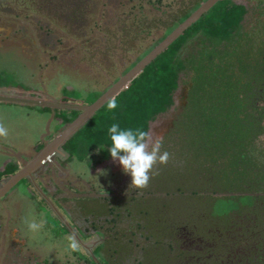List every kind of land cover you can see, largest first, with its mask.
I'll return each instance as SVG.
<instances>
[{"label": "trees", "instance_id": "obj_1", "mask_svg": "<svg viewBox=\"0 0 264 264\" xmlns=\"http://www.w3.org/2000/svg\"><path fill=\"white\" fill-rule=\"evenodd\" d=\"M205 1H187L190 8L184 7L174 16L164 37ZM258 1L264 7V0ZM244 12L245 7L234 0H219L114 98L117 103L114 110H108L109 101L98 110L62 146L68 155L65 161L70 172L90 178V182L97 177L89 173L87 178V169L90 171L92 164L89 151L100 148L109 153L108 129L113 123H118L121 129L147 131L151 118L170 108L181 70V82L189 88L187 102L169 133L172 142L165 145L163 141L161 151H168L170 159L167 169L154 170L157 180H173L168 183L173 188L165 191L169 192L166 196L202 199L213 215H219L224 221L234 220L238 214H253L245 210L256 205L264 193V143L261 142L264 136V11L248 29L242 27ZM125 44L122 43L124 52L132 58L130 54L136 49ZM157 44L131 60L124 74ZM65 75V82L73 80L69 84L75 86L77 79ZM102 90L104 87L91 92L90 96L95 95L91 103L105 92ZM18 105H22L21 114L30 117L40 115L39 111L44 118L41 127L35 130L39 136L35 142L24 140L20 146L10 142L13 147L0 139V162H4V156L16 161L6 169V174L19 170L21 155H28L34 149L33 156L44 146L42 136L54 138L78 113L52 106ZM54 115L63 116L66 123L50 119ZM20 184L27 185L29 181L23 179ZM86 198L90 197L80 199ZM257 217L256 226L261 227V218ZM144 225L149 227L147 223ZM156 225L160 227L156 231L160 237L183 231L176 218L169 222L159 219ZM111 241L106 239L99 250L108 252ZM145 250L151 249L146 246ZM178 252L182 258L192 256L189 250ZM84 257L91 256L86 252ZM254 264H264L263 253H257Z\"/></svg>", "mask_w": 264, "mask_h": 264}, {"label": "rangeland", "instance_id": "obj_2", "mask_svg": "<svg viewBox=\"0 0 264 264\" xmlns=\"http://www.w3.org/2000/svg\"><path fill=\"white\" fill-rule=\"evenodd\" d=\"M184 1L185 0H160L145 4L141 0H137L125 5L122 10L123 15L119 18H116V15L114 14L109 19L104 18L103 22L105 21L107 23L104 24L107 25V27L109 25L114 26V24L128 25V27L133 30V32L132 35L129 34L127 38L129 42L125 44V47L126 45L131 44L138 50H145L150 45H152L153 42L159 41L164 37L166 28L168 26H165L164 20H168L167 24H169V21L171 22V19L175 18L174 16L178 14L182 7H185L183 6ZM234 2L245 7V12L243 15L245 20H242L243 29H248L253 23H257V17L260 18V12L264 11L263 4H261L258 0H234ZM105 8H108V6ZM127 15L128 18H126ZM134 19H136L135 23H133ZM100 22H102V20ZM138 28H140V31L136 30ZM103 31L104 30H101V32ZM127 33V31L124 32L125 38ZM103 34H106V31H104ZM116 37V31H114L113 38ZM116 47L118 50L119 46L116 45ZM122 48H124V46ZM119 53L120 52H116L115 55H118ZM12 55L15 58V61L11 60L6 64L0 62V91L7 90L10 92H16L15 89L8 88L20 87L28 90V85H35L36 83L38 85V82L35 81V78L32 77L29 70H33L34 72L39 71L38 62H40V58L29 57L20 51H16V54ZM16 55L22 56L24 59L19 60L16 58ZM125 60H127L126 56L119 58V60L118 58L115 60H113V58L111 60H106L103 58L98 60V65L96 68H102L104 70L103 72L100 71V74L103 75V80H93L94 75H88V80H91L93 84L88 83L86 84V87L94 89L92 92H95L101 90L103 85L107 86L110 80V78L107 77L108 74L112 75V79L116 78L118 75L117 72L123 68V63ZM117 65H120V69L117 67ZM48 67V69L42 71L45 84L48 87L52 86L53 89H56L57 80L59 79V89L55 94H57L58 97L64 99L80 98V95L77 93L76 89L72 92H64V94L62 93L61 88L63 89L67 84L74 82L73 80L68 81V83L65 82V78L67 76H63L64 74H70L72 78L74 77L77 79L78 77L83 78L82 72L80 71H85L86 73L91 74L93 69H95L94 65L91 68H84L80 62H77L76 66H72V64H65L64 67L59 66L56 63H51ZM71 67H76L77 71H72ZM3 72L7 74H4ZM104 72H106V74ZM77 73H79V75H77ZM178 74L180 81L178 83L179 85L172 92V104L170 108L163 113L154 115L148 123L147 132L151 133L153 140L158 137H162L163 141H166L165 145H169L172 142V137L169 135V133L174 126V122L177 120V116L181 114L187 102L186 98L189 88L188 85L184 86V84L181 82V80H183V72L180 70ZM105 78L107 79L105 80ZM68 90L69 89H66V91ZM78 91L80 93L86 92L85 90ZM21 106L22 105L10 102H0V124H3L8 131L7 136L0 137V139L8 142L10 146H13L12 144L20 146L24 140H27V143L28 141L35 142L39 137L37 131L35 132V130L41 127V119L44 118V116L38 111L40 115H32L27 117L21 114L23 113ZM53 117L59 119L63 118L61 115H54ZM61 119L58 120V122H61ZM47 133L44 132L43 134ZM43 134L41 133V136ZM42 139L43 141L48 142L50 137L47 138L42 136ZM261 142L264 143V136L261 137ZM33 152L34 149H30L28 151L30 156L33 154ZM89 156L90 160H92L89 173L91 175H97V177H91V182L89 181L90 175L88 177L86 176L89 179L78 177L71 172H68L69 168L66 166L65 160L58 162L62 168L67 169V171L61 169L62 172H66V174H68V176L64 178V181L70 185V191H67L66 189H64V191L70 195V197H73L75 193L92 197L110 196L111 200L119 201L115 205L111 204V207L113 208L111 209L110 213L112 214L113 218L116 220L128 219L134 222L145 221L149 225V227H135L133 229L130 227L133 226V222L124 221L121 226L123 228H127L128 232H130L132 229L133 230L131 231V235L128 238L123 239L121 237L120 228L115 226L113 223L112 226L114 227V236L111 237V252H109L107 256L101 255V252L96 257L93 256V264H120V262L123 261L122 258L136 261L137 253L135 250H138L142 247L145 249L147 244H156V221H159V219L162 221V219H167L169 217L176 218L178 220L179 227L182 229L186 228V230L180 231L176 234L175 238H171L167 241V246L170 247V250H158L157 248L152 249L157 250L156 255L160 259L166 258L170 260L172 264H175L174 256L180 260L190 259L193 255L191 257L182 258L178 252L181 246L179 235L185 234L181 239L186 242L187 246L196 243L194 246L196 250H189L197 256L196 264H237L235 262H226V250H223V246L216 241H209L210 239L217 238L221 235L222 232L220 224L222 221L219 215H213L210 208L206 206L207 203L204 200H193L192 197L187 199H176L174 197L166 196L165 194L169 192L162 193V190H171L173 187L168 185V183L173 180H164V182H159L157 180L156 174H153L149 186L142 190L145 192L144 196L148 194L163 195L159 197L143 199V201L138 202L134 197H137L141 190L132 189L129 191V186L131 183L128 179H130L131 176L125 174L119 163L112 160L110 153H105L104 150L100 148H92L89 151ZM3 158L4 163L3 161L0 162V171L5 168V162L7 161L5 156ZM9 161H13V159H9ZM165 167L166 164L158 165V172H160V170ZM100 172H103L104 174H98ZM69 173L71 174L70 176ZM1 174L3 173L0 172V175ZM5 175L7 174L4 173L2 177ZM61 176L62 175L59 174L55 175L57 179H61ZM123 178H126L124 182L129 185H127L122 190ZM100 182H103V184ZM89 183L96 184V189L92 190ZM17 190L24 194H7L3 196L4 198L0 201V203L3 202L4 204V206H0V223L2 227L7 228V234H9L10 230L14 226L19 228L18 225L14 224V221L17 220L22 228L23 234L26 235L27 239H29L28 241L29 245H31L30 247H36L42 256L45 257V259L47 258L50 264H85V262L88 261V258L84 256H86V252L88 251L80 250L77 257L76 255H72V253L69 255L67 252H65L64 249L67 245V237L71 234L68 230L69 228L66 226V224L62 226L60 224L61 222L58 221L59 219L56 220L55 217L52 218L50 212H47L46 209H44L42 213L45 214L43 215V218L47 221V230L44 231L43 229L40 232L33 233L27 229L26 225L23 223V219L25 218L27 211L26 204L32 206L33 203L28 201L30 199H34V197L30 194L31 190H28L27 188L24 190L23 185H18ZM121 197H124L123 200ZM120 198L122 203L120 202ZM101 207L102 208H100L98 212L96 211V214L104 219H107V214L103 210L104 207ZM70 208H77V205L72 203ZM245 211L253 214H238L234 219L237 223L240 221H248L249 217L252 215H259L261 218V225L264 226V202L261 198H259V201L256 203V205L250 207V209H246ZM82 216H85L87 219V214H82ZM82 216L78 215L77 217L81 219L83 218ZM108 216V218H111L110 215ZM240 216L243 217L240 218ZM190 223L191 226L189 225ZM109 225H111V223ZM168 234L170 233L168 232ZM197 235H199V237L195 238ZM82 247L84 248V246ZM141 251L145 257H148L152 254L150 250ZM254 261H257V258L256 260H247L244 264H254ZM144 263L159 264L152 261H146L143 262V264Z\"/></svg>", "mask_w": 264, "mask_h": 264}, {"label": "flooded vegetation", "instance_id": "obj_3", "mask_svg": "<svg viewBox=\"0 0 264 264\" xmlns=\"http://www.w3.org/2000/svg\"><path fill=\"white\" fill-rule=\"evenodd\" d=\"M135 1L137 0H0V62L6 64L11 60L15 61V58L12 54H16V51H20L24 55L32 58H40V62H38L39 71L34 72L33 70H29L32 77L35 78L36 82H38V85L37 83L35 85L32 84L33 86L27 84L29 87L28 90L20 87L8 88L15 89L16 92L1 90L0 95H12L33 100L60 102L66 105L90 104L92 98H95V95L90 96L92 94L91 92L94 89H90V87H86V85L84 84H93L91 80H88V75H94L93 80H103V75L100 74V71L103 72L104 70L102 68H96V66L98 65V60H100L101 58L106 60H111L112 58L113 60H115L116 58H118L119 60V58L121 57H127V60H125L123 63L124 66L122 69H120V65H117L120 70L117 72L118 75L116 76V78L112 79V75L108 74L107 77H109L110 80L108 79L109 84L107 86H102L104 87V90H102V92H104L124 74L125 70L128 67V63L131 62V60L137 59L141 54L145 53L148 49H150V47L154 46L156 43H159L161 40L160 39L159 41L153 42L152 45H150L145 50H138L135 47L136 52L130 54L132 58H129L128 54L124 52V48H122L123 46L121 47V45L124 42H129L127 38L129 34L132 35L133 30H131L128 25L125 24H114V26L109 25L108 27L107 25H104L107 24L105 21L103 22L104 18L109 19L114 14L116 15V18H119L123 15V7H125V5H127L128 3H132ZM141 1L147 4L160 0ZM187 1H189L190 3L192 0H185L183 6L190 8V5L187 6ZM106 6H108V8H105ZM126 18H128V15L126 16ZM101 20L102 22H100ZM171 20H173V18ZM135 22L136 19H134L133 23ZM167 23L168 20H164L165 26L168 25ZM259 28H262L261 25ZM101 30L106 31V34H103L104 31L101 32ZM136 30L140 31V28ZM114 31H116V38H113ZM125 31L128 32L126 38L124 35ZM116 45L119 46L118 50ZM116 52L120 53L118 55H115ZM16 58L19 60L24 59L22 56L18 55H16ZM77 62H80L84 68H91L94 65L95 69H93L91 74H88L85 71H80L83 75L80 76H82L83 78L78 77L77 81L75 82V86L68 84L63 89L61 88V90L64 94V92H72L76 89L77 93L80 95V98L64 99L58 97L55 93H57L59 89V79L57 80L56 89H53L52 86L48 87L43 79L42 71L48 69V66L51 63H56L59 66L64 67L65 64H72V66H76ZM71 70L77 71L76 67H71ZM104 73L106 74V72ZM77 75H79V73H77ZM106 79L107 78H105V80ZM81 87H84V89H80ZM66 89L69 90L66 91ZM78 90H85L86 92L80 93ZM0 102L31 104L1 100ZM34 105L47 106L42 104ZM54 108L63 110H77L78 113L74 118H76L81 112V109L61 107ZM52 117L53 116H51L50 119H52ZM60 119H55V117H53L52 120ZM63 122L66 123L64 118L61 119L60 123ZM48 142L43 141V145L45 146ZM35 155H21V157H19L21 162H23L21 164V167ZM67 156L68 155L66 152H64V150L63 154L56 153L52 156L50 161H47L43 166L37 169L31 177L24 178L29 181V184L23 185L24 190L25 188L31 190L30 194L34 197V199H30L28 201L34 202L32 206L26 204L27 211L25 217L28 215L29 210L31 208H34L37 219L39 220L41 214L45 215L42 213V211L46 209L47 212H50L52 218L55 217L56 220L59 219L58 221L61 222L60 224L62 226L67 222L66 226H68L69 228L68 230L71 233L70 235H74L76 237L81 245V248H83V245L80 242L81 239L84 242L91 243V245L88 246V249L85 247V249H83L87 250V254L91 256L89 257L88 261L85 262V264H93V258L96 257L100 252L101 255H103L104 252L107 253L103 256H107L108 253L111 252V247L107 252V250L104 249L99 250V246H101L106 239H111V237L114 236V227L112 226L113 223L115 226L120 228L121 235H124L123 238L126 239L131 235V231L135 227L145 228L144 224H146V222H134L128 219L116 220L115 218H113L112 214L110 213L111 209L113 208L111 207V204L115 205L119 201L109 199L110 196L107 197L106 200L100 199L101 197H92L76 193L73 197H70V195H68L64 191V189L70 191V185H68V183L64 181V178L68 176V174L61 171V169H64L65 171H67V169L62 168V166H60V164L58 163L59 161L66 160ZM15 163L16 161H9V159H7V161L5 162V168L0 171L1 173H3L2 175H0V186L8 179V177L14 174H7L2 177L6 172V169H8L10 165H14ZM68 172H70L69 169ZM56 174L62 175L60 177L61 179H57L55 177ZM70 175L71 174L69 173V176ZM125 179L126 178H123L122 180V190L127 185H129L124 182ZM128 180L131 183V177ZM158 181L161 182V180ZM100 183L103 184V182ZM89 184L92 190L96 189V184ZM18 185H21L20 182L7 194H24L17 190ZM165 191L166 189L162 190V193H164ZM42 192L50 199L52 204L42 195ZM144 195L145 192L141 190L140 194L134 198L137 199L138 202H141L143 201V198H154L162 196L163 194H148L146 196ZM261 196L262 199H264V193L261 194ZM83 197L90 198H86L83 200L80 199ZM3 198L4 197H1L0 201ZM121 198L123 200L124 197ZM121 198L120 202L122 201ZM72 203H74V205H77V208H70L72 206ZM0 206H4L3 202L0 203ZM101 206L104 207L103 210L107 214V219H104L96 214V211L98 212V210L102 208ZM54 207L59 211V213L56 212ZM82 214H87V219L85 218V216H82ZM78 215H81L83 218H78ZM108 215H110L111 218H108ZM241 217L243 216H240V218ZM257 219L258 217L254 215L250 216L248 221H240L239 223L231 218L227 219L226 221H224V219H221V235L217 238L210 239L209 241H216L223 246V250H226V262L244 264L247 260H256L257 253L264 254V226L257 227ZM162 220L169 222L172 221V217ZM124 221L133 222V229L130 232H128L126 228H123L121 226ZM110 223L111 225H109ZM14 224L18 225L19 228L14 226L10 230L9 234H7V228L2 227L0 223V264H50L47 258L45 259V257L42 256V254L36 247H30L31 245H29V239H27L26 235L23 234L19 222L15 220ZM189 225L191 226V223ZM46 230L47 226L45 225L44 231ZM159 230L160 227L156 225V231ZM183 230H186V228H183ZM174 232L175 234L170 233L168 235H162L161 239L159 235H156V244L146 245L147 248L151 249L150 252L152 254L150 256L145 257L142 254L141 250H145L144 247H142L138 250H135L137 253L136 261L122 258L123 261H121L120 264H141L146 261H152L159 264H172V262L166 258L160 259L156 255L157 250L152 249L157 248L158 250H170V247L167 246V241L171 238L176 237V231ZM96 233H99L102 236H94V234ZM184 235L185 234L179 235V241L181 244L180 250H196L194 247L196 243L187 246L186 242L181 239ZM198 237L199 235H197L195 238ZM81 248L80 250H82ZM79 251L72 253V255H76L77 257ZM191 254L193 256L190 259L185 260H180L176 256H174V263L196 264L197 256L192 252Z\"/></svg>", "mask_w": 264, "mask_h": 264}, {"label": "water", "instance_id": "obj_4", "mask_svg": "<svg viewBox=\"0 0 264 264\" xmlns=\"http://www.w3.org/2000/svg\"><path fill=\"white\" fill-rule=\"evenodd\" d=\"M219 0H206L183 22H181L170 34L163 38L145 57L136 63L128 72L123 74L115 83H113L98 99L86 105H66L60 102H51L44 100H33L24 97L12 95H0L1 101H11L19 103L42 104L52 107L81 109L80 114L68 123L54 138L29 161H27L18 171L8 177L0 186V198L5 196L12 188L26 177L50 161L56 153L63 154V144L74 135L88 120L100 110L108 101L114 99L124 88H126L153 60L163 53L173 42H175L183 33L196 23L201 16L209 11ZM42 195L51 203L50 199L42 192ZM52 204V203H51ZM53 206V205H52ZM56 212L59 211L54 207ZM67 224V222H66ZM81 244L88 249L89 242L80 240Z\"/></svg>", "mask_w": 264, "mask_h": 264}, {"label": "clouds", "instance_id": "obj_5", "mask_svg": "<svg viewBox=\"0 0 264 264\" xmlns=\"http://www.w3.org/2000/svg\"><path fill=\"white\" fill-rule=\"evenodd\" d=\"M116 107L117 103L114 99L110 100L107 104V108L110 111ZM108 133L111 143L107 150L112 160L118 162L123 172L131 176L129 191L147 188L152 175L156 174L154 172L156 166L158 164L165 165L170 159L168 151H161L163 138L158 137L153 140L151 133L147 131L141 129H121L118 123H113L108 129ZM7 134V128L3 124H0V137H6ZM87 171L89 174V169ZM98 174L104 173L100 172ZM23 223L30 232L37 233L44 229L47 221L43 218L42 214L38 220L35 209L31 208L28 215L23 219ZM94 236L99 237L100 234L96 233ZM80 248L81 245L76 237L69 235L64 251L70 255L73 252L79 251Z\"/></svg>", "mask_w": 264, "mask_h": 264}]
</instances>
